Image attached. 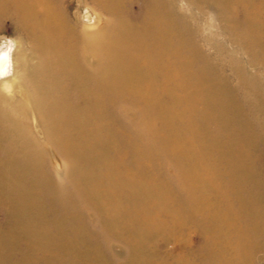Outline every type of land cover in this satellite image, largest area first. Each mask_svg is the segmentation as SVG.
Here are the masks:
<instances>
[{
  "label": "bare ground",
  "instance_id": "bare-ground-1",
  "mask_svg": "<svg viewBox=\"0 0 264 264\" xmlns=\"http://www.w3.org/2000/svg\"><path fill=\"white\" fill-rule=\"evenodd\" d=\"M86 2L0 0V264H261L264 0Z\"/></svg>",
  "mask_w": 264,
  "mask_h": 264
},
{
  "label": "rangeland",
  "instance_id": "rangeland-1",
  "mask_svg": "<svg viewBox=\"0 0 264 264\" xmlns=\"http://www.w3.org/2000/svg\"><path fill=\"white\" fill-rule=\"evenodd\" d=\"M81 0H58V6L60 8V10L62 12H64V14L66 13V16L68 18H70L73 21H76L75 17L78 19V12L81 13L83 15L84 11L81 10V4H80ZM86 5H88L89 7H92V2L91 0H86ZM131 12V11H129ZM80 14V15H81ZM130 15H132L130 13ZM81 21L84 19H80ZM74 23V22H73ZM0 38H6L9 40H13L14 42H18L20 39H24L26 40V37L24 36L23 32L18 30L16 23L13 21V19H10L9 17L5 16V15H0ZM239 59L241 58L242 60H244L245 62L248 60V56L245 55L244 53H240L237 54ZM249 71L252 73V75H256L257 71L254 68L249 69ZM263 145L257 150V154H258V158H257V163L259 166H262V168H264V143H262ZM61 162L57 161L54 163V168H52L51 172L52 174H54V176L60 180L58 173L61 171ZM4 215L3 213L0 211V226L4 227ZM91 228H94V226L98 224V220L97 218H93L88 220ZM98 228V227H97ZM189 245L191 246L192 249H199L201 248L202 244H203V239L200 237V232L196 231V230H191V232L189 233ZM158 252L163 251L166 255V257L168 255H170V252H172V245L169 246V248H164L162 247V244H158ZM126 247L124 246L123 243L121 242H117L116 244H114L113 246V250L111 252V254L114 257H121V261L125 262L127 260V256H126ZM123 256H120L122 255ZM257 258H260L261 260V264H264V262L262 261V258H264V251H260L258 253Z\"/></svg>",
  "mask_w": 264,
  "mask_h": 264
}]
</instances>
